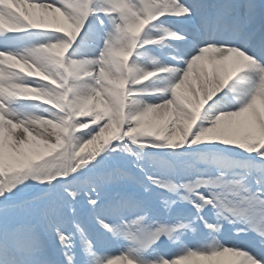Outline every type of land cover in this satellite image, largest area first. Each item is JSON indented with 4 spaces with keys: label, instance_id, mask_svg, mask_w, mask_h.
<instances>
[{
    "label": "snow or ice",
    "instance_id": "6c2138e0",
    "mask_svg": "<svg viewBox=\"0 0 264 264\" xmlns=\"http://www.w3.org/2000/svg\"><path fill=\"white\" fill-rule=\"evenodd\" d=\"M225 257L264 264V0H0V264Z\"/></svg>",
    "mask_w": 264,
    "mask_h": 264
},
{
    "label": "rangeland",
    "instance_id": "374dc122",
    "mask_svg": "<svg viewBox=\"0 0 264 264\" xmlns=\"http://www.w3.org/2000/svg\"><path fill=\"white\" fill-rule=\"evenodd\" d=\"M37 13L39 14V10H37ZM31 39L35 40L37 39V37H32ZM16 71H18L19 69H14ZM25 71H27L25 69ZM30 79H39V77H29ZM36 103H39V102H34V103H25L23 105V107L21 108V111L24 112V113H31V114H39V109L35 106ZM39 131L42 133V134H47L48 132L52 131L51 129L49 128H40Z\"/></svg>",
    "mask_w": 264,
    "mask_h": 264
},
{
    "label": "bare ground",
    "instance_id": "6f19581e",
    "mask_svg": "<svg viewBox=\"0 0 264 264\" xmlns=\"http://www.w3.org/2000/svg\"><path fill=\"white\" fill-rule=\"evenodd\" d=\"M236 259L237 258H234V257H225V258H222V260L220 261V264H234V261Z\"/></svg>",
    "mask_w": 264,
    "mask_h": 264
}]
</instances>
